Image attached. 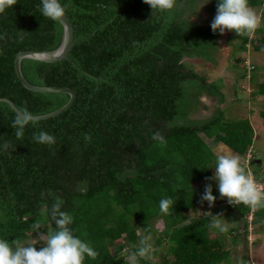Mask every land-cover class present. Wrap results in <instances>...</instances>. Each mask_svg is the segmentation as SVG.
<instances>
[{
  "label": "trees",
  "instance_id": "obj_1",
  "mask_svg": "<svg viewBox=\"0 0 264 264\" xmlns=\"http://www.w3.org/2000/svg\"><path fill=\"white\" fill-rule=\"evenodd\" d=\"M204 1L176 0L172 10L162 12L144 0H60L68 5L74 28L68 57L51 62L23 58L21 70L29 83L69 87L75 98L62 112L38 119L37 127L29 124L22 139L11 127L16 112L0 100V239L25 241L30 230H38L31 227L34 223L43 231L49 223L47 234L56 231L50 210L59 197L61 210L73 217L74 236L98 253L95 259L85 256L84 264H128L127 253H111L110 246L123 239L127 250L135 251L147 231L155 235L154 218L163 222L155 237L158 246L166 245L163 263L221 264L229 250L209 227L208 202H201L208 184L216 201L235 210L227 212L231 233L237 232L233 236L245 237L246 214L252 210L253 224L262 226L264 208L230 204L220 197L218 181L210 179L217 155L200 134L243 158L254 129L249 118L225 114L221 81H207L183 61L217 62L221 33L210 25L219 0L205 4L209 17L200 11ZM249 5L261 7V27L255 32L261 44L253 43L252 49L264 50V0H249ZM61 34V23L42 15L41 0H17L0 14V97L34 115L67 102V92L26 88L14 70L19 51L52 50ZM239 36L242 51L248 35ZM249 83L251 94L264 95L263 81ZM201 95L216 103L210 115L198 117ZM41 130L54 135L56 143L35 142L33 134ZM157 131L165 143L151 139ZM5 142L13 148L4 150ZM263 178L260 173L255 179ZM163 198L176 202L170 214L160 211ZM43 246L35 245L37 250Z\"/></svg>",
  "mask_w": 264,
  "mask_h": 264
},
{
  "label": "clouds",
  "instance_id": "obj_2",
  "mask_svg": "<svg viewBox=\"0 0 264 264\" xmlns=\"http://www.w3.org/2000/svg\"><path fill=\"white\" fill-rule=\"evenodd\" d=\"M209 2V0H208ZM207 2V3H208ZM144 3L151 6L152 10L170 11L176 6V0H144ZM206 3V4H207ZM17 4V0H0V14L7 8ZM205 5V4H204ZM257 13L249 5V0H219L216 15L211 22L213 32L219 31L224 34L226 30H234L237 35H248V42L244 50L250 49L248 43L253 44L252 35L261 27V7H257ZM68 5H62L60 0H41V13L44 17L52 21L61 22L66 16ZM250 69V68H249ZM38 116L30 112L27 107L18 109L11 127L15 129V137L22 139L25 128L31 124L38 126ZM86 139L90 137L86 136ZM255 138V136H254ZM151 139L165 143V138L159 131L152 134ZM33 140L39 144L54 145L56 138L54 135L39 131L33 134ZM4 150L13 148L10 142L2 145ZM15 149V148H14ZM13 149V150H14ZM247 155V154H246ZM245 155V156H246ZM249 155L244 160H248ZM249 167L241 161L239 155L231 152L217 154V164L215 174L212 178L218 181V190L221 198H227L230 204H243L252 209L264 208V189H261L252 175L247 173ZM246 171V172H245ZM216 197L212 194L211 184L206 185L205 192L201 197V202L207 201L209 206L214 205ZM64 201L59 197L50 210L51 219L55 222L57 230L47 234L44 246L39 250L35 247L37 241H22L19 238L12 240L0 239V264H84L85 256L95 259L98 253L94 248L82 239L74 236L70 225L73 217L62 211ZM174 202L171 198H163L159 202L160 211L163 214H170V209ZM220 215L213 217L210 228L226 232L227 226L219 219ZM253 210L247 216L248 229L255 226L253 224ZM31 227L39 229L41 226L34 223ZM150 230L140 240V247L135 251L125 249L132 264H138L137 258L149 257L152 254Z\"/></svg>",
  "mask_w": 264,
  "mask_h": 264
},
{
  "label": "rangeland",
  "instance_id": "obj_3",
  "mask_svg": "<svg viewBox=\"0 0 264 264\" xmlns=\"http://www.w3.org/2000/svg\"><path fill=\"white\" fill-rule=\"evenodd\" d=\"M205 2L206 1L203 2V6L200 8V11L205 17H209V13L205 9ZM252 8L257 13L258 8ZM205 21L202 20V23H205ZM251 40H254L253 43L255 44H261L260 34L254 33ZM240 42L241 37L239 35L226 30L224 34L219 36L220 51L217 55V62L215 64L201 58H183V61H185L188 67L194 70V72L204 76L207 81L217 80L222 82V90L226 95L222 106H225L224 110L226 115L231 117L249 118L254 129L255 138L253 139L254 141L247 152V155H249L248 160H244L245 157H247L246 155L241 158V161H244V164L249 167L256 183H260V186L262 185L264 189V178L263 180L255 179L257 174L261 173L264 175V117L261 114V111L264 110V95L251 94L250 92L253 88L251 83H249V81L252 82V80H254V82H264V50H253L252 44L248 43L247 46H249L250 49L248 51H241L237 47ZM245 74L246 77H241V75ZM249 76L250 80H248ZM236 86L237 89H235ZM199 98L201 103L195 116L203 117L210 115L214 109L213 105L216 103L215 98L209 97L208 95H201ZM200 136L206 141L208 146L210 145V147H212L216 155L221 153L222 149L225 152H231L214 137L209 139L203 134H200ZM251 162H255V164H252ZM213 174H215V167H213ZM225 205L226 202H218L215 200L214 205L211 207L209 206V214H211L212 217L217 215L222 216L219 219H221L222 223H224L228 229L226 232H221L218 229L214 230V233H219L220 237L225 240L227 245L226 248L229 250V257L222 261L221 264H264V223L262 226L259 224L255 225L251 230L247 228L245 237L243 236L244 238H242L241 236H237L238 240L235 236H233L237 232L235 231L234 234L231 233L230 228L232 220L229 219V214L227 213L228 211L235 212V210H228L225 208ZM217 207L220 209H217ZM248 214L249 213L246 214V219ZM44 225L45 224H43V226ZM46 225L48 231L41 230V227L37 231L30 230V232H28L30 237L25 241H37L38 243H44V241H41L40 239L46 238L47 233L49 232L50 225L49 223H46ZM151 225L155 226L156 233L155 235L151 234V240L149 242L152 245V252L156 250V253L151 254L149 257H144V259L152 261L155 264H165L163 263L162 255L165 252L166 245L163 244L162 246H158L155 242V237L161 235L163 222L159 218H154ZM233 225H236V223ZM137 233L139 235L142 234L140 229ZM237 235L240 234L238 233ZM232 238L235 239L233 240ZM127 246L128 245L125 243V240L119 239L116 240L115 244L110 246V251L111 253H115L121 250L124 253ZM134 246H141L140 240H138ZM123 255L124 260L127 261L126 263L131 264L132 262L128 255L125 253ZM167 258L171 259L170 255H168Z\"/></svg>",
  "mask_w": 264,
  "mask_h": 264
},
{
  "label": "water",
  "instance_id": "obj_4",
  "mask_svg": "<svg viewBox=\"0 0 264 264\" xmlns=\"http://www.w3.org/2000/svg\"><path fill=\"white\" fill-rule=\"evenodd\" d=\"M61 23V22H60ZM62 34L58 46L52 50H22L19 51L14 58V70L21 81V83L28 89L34 91H58V92H67L69 94V99L61 107L54 109L50 112L36 115L37 119L47 118L58 114L65 110L74 100L75 92L69 87H60V86H42V85H33L29 83L24 77L21 70V60L23 58L37 59L41 61L51 62L56 61L62 58L68 57V52L71 49L74 43V28L71 20L66 14L62 18ZM0 100L6 101L13 108L15 112H18V107L8 98L0 97Z\"/></svg>",
  "mask_w": 264,
  "mask_h": 264
},
{
  "label": "built area",
  "instance_id": "obj_5",
  "mask_svg": "<svg viewBox=\"0 0 264 264\" xmlns=\"http://www.w3.org/2000/svg\"><path fill=\"white\" fill-rule=\"evenodd\" d=\"M247 173H250L251 175H252V172L248 169L247 170ZM253 177V176H252ZM261 189H263V187H262V185L260 186V183L259 184H257Z\"/></svg>",
  "mask_w": 264,
  "mask_h": 264
}]
</instances>
